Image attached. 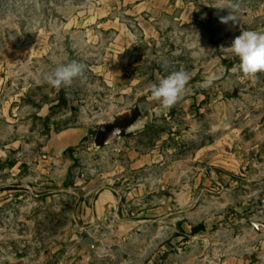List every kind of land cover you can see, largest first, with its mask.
<instances>
[{
	"label": "rangeland",
	"instance_id": "1",
	"mask_svg": "<svg viewBox=\"0 0 264 264\" xmlns=\"http://www.w3.org/2000/svg\"><path fill=\"white\" fill-rule=\"evenodd\" d=\"M184 1L196 18L187 32L163 22L168 38L150 50L139 43L127 54L129 62L163 65V77L184 69L190 74L187 92L196 86L200 92V111L181 120L182 139L165 146L157 131L145 139L147 151L156 150L153 159L171 167L172 223L140 224L117 244L115 230L88 224V201L117 160H130L129 144L95 147V129L110 109L143 101L148 83L132 81L147 69L127 68L123 81L111 84L101 67L103 45L87 43L83 34L98 29L102 14L139 34L144 20H166L180 7L174 0H0V143L27 144L21 158L30 162L39 158L52 126L93 128L69 152L71 160L32 161L18 167L17 177L10 176L16 154L2 155L0 191L11 195L5 204L0 200V264H226L234 257L264 264V227L249 223L264 222V72L244 76L239 59L221 47L241 30L264 32V0ZM232 3L239 4L236 26L220 22ZM72 60L86 66L84 77L60 89L49 85L45 76ZM174 61L184 66L173 68L179 66L169 65ZM42 108H49L45 118ZM183 223L198 225V234ZM89 235L98 247L83 255L79 240Z\"/></svg>",
	"mask_w": 264,
	"mask_h": 264
},
{
	"label": "crops",
	"instance_id": "2",
	"mask_svg": "<svg viewBox=\"0 0 264 264\" xmlns=\"http://www.w3.org/2000/svg\"><path fill=\"white\" fill-rule=\"evenodd\" d=\"M175 6L180 7V11L176 12L162 20L159 18H151L148 22L143 21L142 31L139 34L133 33L120 23L118 18H106L108 14L99 16L100 24L97 25V30L86 29L84 38L87 43L98 42L102 44L105 50L104 61L101 67L108 72L107 78L110 83L117 84L123 81L124 70L127 68H136L139 70L147 69L144 72L138 73L133 77L132 85L140 84L144 81L150 84L158 82L166 73L163 71V65L150 61H130L127 55L131 52V48L139 43H144L149 50L160 41L166 39L162 32L161 25L166 22L173 28L179 27L180 30L186 31L190 22L196 20L193 13H189L188 7L184 0H174ZM183 9V11H181ZM92 17V16H91ZM97 19L96 17L93 18ZM157 19L160 21L157 22ZM156 21V22H154ZM77 33V31H74ZM70 37H75L74 34ZM98 34V35H97ZM168 38V37H167ZM185 40L186 37L184 38ZM187 47V46H186ZM172 50V46L168 47ZM136 54V52H133ZM173 68H182L184 63L181 61L170 62ZM186 65V64H185ZM198 71V66H196ZM137 78V79H136ZM191 92V91H190ZM146 97L142 102H138L130 109L116 108L105 112L107 120H101L96 126L95 147H119L124 144H129L126 148L129 156L127 163L119 164L115 162L116 170L106 172L102 177L101 189L93 198L88 201L89 206V221L88 224L96 223L115 230V242L122 243L129 236V232L134 230L140 224L152 223H167L171 224L169 219L172 216V203L170 197V182L172 181L171 167L166 166V160H154L156 152L153 148L148 152L145 142L146 138L150 141L151 132L157 131L158 140L162 141L165 146L171 145V140L182 139V134L186 126L181 124V120H187L189 116L196 115L199 110V91L191 93L185 92L182 95L179 103L170 108L165 109L156 101L149 99L150 89L146 90ZM154 102V106L147 111L142 112L141 103ZM49 108H42L40 113L44 118L47 117ZM159 118H162L159 121ZM162 123V124H160ZM53 128V126H52ZM51 128V134L46 144L41 147L39 158L35 160H25L21 158L23 148L27 145L21 141H15L10 144L0 143V158L5 153L7 157L14 153L16 159L13 160V167L10 172L11 177L20 175L21 165L29 164L32 161L35 164H43L44 160H54L63 163L64 160H71L69 152L77 147L82 141L90 138L92 135V126L86 124L81 127H68L62 130H54ZM131 140V141H130ZM156 140V139H154ZM181 142V141H180ZM177 148L181 151L182 144L177 143ZM146 147V148H145ZM176 148V147H174ZM6 161V160H4ZM156 169L163 170L157 174ZM36 178H42V175L35 173ZM157 181L158 185L152 182ZM6 189L0 191V200L5 199L11 194H7ZM90 195L88 191L83 196V203L86 205V197ZM2 202H0V205ZM190 226V225H189ZM186 223L181 225L185 230L190 229L191 233L198 234L199 226L193 225L189 227ZM196 229V231H194ZM137 231L139 229L137 228ZM80 251L83 255H91L98 247V240L89 235L79 240ZM226 264H242V260L236 257L229 259Z\"/></svg>",
	"mask_w": 264,
	"mask_h": 264
},
{
	"label": "clouds",
	"instance_id": "3",
	"mask_svg": "<svg viewBox=\"0 0 264 264\" xmlns=\"http://www.w3.org/2000/svg\"><path fill=\"white\" fill-rule=\"evenodd\" d=\"M225 9V8H218ZM229 14L220 17L223 24L239 25V4L232 3L229 8ZM225 52L239 59L238 68L246 77H254L257 73L264 72V32L255 30H241L240 35L236 36L228 47L221 46ZM236 67L233 68V71ZM86 66L72 60L68 63L59 64L53 71L45 76V80L55 89L70 86L77 78H83ZM190 81V74L181 69L173 71L158 82L149 85L150 97L161 107L170 109L176 106L186 90Z\"/></svg>",
	"mask_w": 264,
	"mask_h": 264
},
{
	"label": "water",
	"instance_id": "4",
	"mask_svg": "<svg viewBox=\"0 0 264 264\" xmlns=\"http://www.w3.org/2000/svg\"><path fill=\"white\" fill-rule=\"evenodd\" d=\"M154 102L149 101V102H144L140 104V107L142 108V112L147 111V109H151L154 106ZM249 223H251L256 230H259L261 227H264V222L262 221H257V220H251L249 221Z\"/></svg>",
	"mask_w": 264,
	"mask_h": 264
},
{
	"label": "trees",
	"instance_id": "5",
	"mask_svg": "<svg viewBox=\"0 0 264 264\" xmlns=\"http://www.w3.org/2000/svg\"><path fill=\"white\" fill-rule=\"evenodd\" d=\"M199 229H200V228H199ZM194 231H196V229H195Z\"/></svg>",
	"mask_w": 264,
	"mask_h": 264
}]
</instances>
